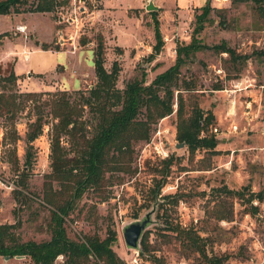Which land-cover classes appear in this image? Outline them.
<instances>
[{
	"label": "rangeland",
	"instance_id": "374dc122",
	"mask_svg": "<svg viewBox=\"0 0 264 264\" xmlns=\"http://www.w3.org/2000/svg\"><path fill=\"white\" fill-rule=\"evenodd\" d=\"M149 0H67L51 12L0 14V75L13 70L17 75L15 90L24 92L67 91L88 94L96 82L93 59L98 35L105 46L104 66L112 69L118 61L120 71L116 87L125 85L146 73L149 83L158 73L175 61L176 44H188L195 26L194 14L208 1L209 18L197 38L206 48L198 50L181 67L180 77L192 80L199 106H212L210 90L215 85L230 88L232 78L251 77L264 91V0L261 6L252 1L232 3L231 0H152L157 10L147 11ZM30 4L35 0H29ZM158 24L163 44H157L154 25ZM221 42L237 54L248 56L237 72L226 53L211 47ZM240 67V66H239ZM248 79V78H247ZM187 97V93H183ZM46 97V96H44ZM176 104L171 115L152 125L148 141L134 143L133 176L114 181L104 188L103 196L85 193L66 221L69 237L82 238L98 233L105 237L108 227L116 231L113 249L126 264H151L138 251L129 250L122 236V227L141 218L154 203L148 193L160 167L159 160L173 155L170 175L162 194H179L176 205H165L153 214L149 242L165 264H204L198 254L180 245L174 233L165 231L164 222L191 228L205 238L209 255L221 259L220 264H264V195L253 201L257 210L243 199L223 190L264 192V139L247 128L242 135L235 130L219 138L217 152L197 149L190 154L185 146L177 148ZM36 110L27 104L15 122L20 139L3 144L7 128L0 117V224H16L15 233L22 241L49 239L48 211L41 204L45 175L50 172V125L53 119L45 109L42 134L33 142L35 156L28 179L26 197L15 192L17 173L11 164L13 151L21 167L24 158L27 122ZM142 117V114H140ZM89 134L94 131V116L84 111ZM216 127V124L210 126ZM213 133L218 132L211 129ZM241 131V130H240ZM67 146V137L62 138ZM8 142V140H6ZM224 142L229 146H224ZM159 202V201H158ZM217 202L221 207L216 209ZM227 218L218 219L217 213ZM216 213V214H215ZM26 258V257H25ZM12 257L0 264H32L28 258ZM58 256L54 264H62Z\"/></svg>",
	"mask_w": 264,
	"mask_h": 264
},
{
	"label": "trees",
	"instance_id": "16d2710c",
	"mask_svg": "<svg viewBox=\"0 0 264 264\" xmlns=\"http://www.w3.org/2000/svg\"><path fill=\"white\" fill-rule=\"evenodd\" d=\"M67 0H0V14H18L24 12H51L58 4ZM252 1L259 7L263 0H231L232 3ZM207 1L200 8V13L194 14L195 26L188 44H176L174 63L166 70L158 73L149 83L146 73L135 77L120 90L116 87L117 75L120 71L118 61L112 63V69L104 66L105 46L101 35L97 37L94 50V69L97 77L96 84L88 90V94L75 92L77 96L67 91L57 92H18L15 84L17 75L11 69L5 75H0V117H4L7 128L3 134V144L16 142L20 135L16 129V119L19 113L32 104L33 120L27 122L24 142V158L21 167L18 165L17 154L13 151L10 162L15 167L17 179L15 185L19 187L15 192L26 197L28 179L35 156L33 142L42 132L45 121V109L53 121L50 125V172L45 175L41 204L48 211L47 230L49 239L43 241H22L15 233L16 224H0V256H24L32 264H54L58 256L63 257L62 264H126L113 249L116 242V231L108 227L105 237L98 233L84 235L82 238L69 237L66 221L77 208L85 193L102 195L104 188L114 181L121 182L123 175L133 176L137 168L132 166L134 143L148 141L151 136L152 125L160 119L169 116L176 104V139L183 142L190 154L197 149L210 152L215 150L218 140L210 126L215 125V117L211 110H203L193 93L196 84L192 80L180 77L181 67L189 57L198 50L206 48L197 38L208 20L211 11ZM157 44L153 54L161 50L163 40L159 26L154 25ZM217 53H226L231 61V67L237 72L248 58L237 54L226 42L211 47ZM240 66V67H239ZM222 85H215L213 89H221ZM187 93V97L183 94ZM46 96V97H44ZM90 112L95 119L94 131L89 134L83 120L84 111ZM142 114V117H140ZM67 137V146L63 145L62 137ZM8 140V142H6ZM173 155L159 160L160 167L153 178V185L148 188L151 200L158 202V212L165 205H176L179 194H162L170 175ZM239 199L248 195L246 201H262L264 192L251 190L230 191ZM221 207L217 202L215 208ZM217 213V218H227L226 214ZM215 213V214H216ZM165 231H170L179 239L180 245L190 249L201 257L204 264H220L221 259L216 255H209L204 238L191 228L180 225L173 226L171 222H164ZM150 230H146L140 241L138 255L151 264H165L155 254L149 242ZM25 258V259H26Z\"/></svg>",
	"mask_w": 264,
	"mask_h": 264
},
{
	"label": "crops",
	"instance_id": "0c3cea01",
	"mask_svg": "<svg viewBox=\"0 0 264 264\" xmlns=\"http://www.w3.org/2000/svg\"><path fill=\"white\" fill-rule=\"evenodd\" d=\"M248 78V79H247ZM230 88L211 89L214 96L212 106L204 108L211 110L215 117L217 140L226 135L235 133L231 127L239 130L236 132L242 135V131L250 128L255 131V136L264 139V91L263 85L255 86L253 79L249 76L244 79L232 78ZM233 134V133H232ZM264 141V140H263ZM220 143L218 142L217 145ZM216 145V146H217ZM224 146H229L224 142Z\"/></svg>",
	"mask_w": 264,
	"mask_h": 264
},
{
	"label": "water",
	"instance_id": "95a60500",
	"mask_svg": "<svg viewBox=\"0 0 264 264\" xmlns=\"http://www.w3.org/2000/svg\"><path fill=\"white\" fill-rule=\"evenodd\" d=\"M147 11L157 10L158 6L153 4L152 0L148 1V4L146 5ZM177 148L183 147L184 143H176L175 144ZM158 199L154 201L152 204V207L145 212V214L139 218L135 219L127 224H125L122 227V236L125 242L126 247L129 250H136L138 251L140 248V241L144 234V232L147 230V228L153 223V214L156 210ZM17 258H23L24 256H16ZM5 260L10 259L9 256L4 257Z\"/></svg>",
	"mask_w": 264,
	"mask_h": 264
},
{
	"label": "built area",
	"instance_id": "2783aa9c",
	"mask_svg": "<svg viewBox=\"0 0 264 264\" xmlns=\"http://www.w3.org/2000/svg\"><path fill=\"white\" fill-rule=\"evenodd\" d=\"M214 131H216V129H213Z\"/></svg>",
	"mask_w": 264,
	"mask_h": 264
}]
</instances>
